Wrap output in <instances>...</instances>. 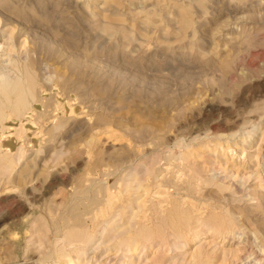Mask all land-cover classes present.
<instances>
[{"label": "rangeland", "instance_id": "374dc122", "mask_svg": "<svg viewBox=\"0 0 264 264\" xmlns=\"http://www.w3.org/2000/svg\"><path fill=\"white\" fill-rule=\"evenodd\" d=\"M0 264H264V0H0Z\"/></svg>", "mask_w": 264, "mask_h": 264}, {"label": "bare ground", "instance_id": "6f19581e", "mask_svg": "<svg viewBox=\"0 0 264 264\" xmlns=\"http://www.w3.org/2000/svg\"><path fill=\"white\" fill-rule=\"evenodd\" d=\"M7 81H9V78L8 77H5V78H2L1 79V82H7ZM5 85V84H4ZM4 87H7V86H4ZM23 88V87H22ZM4 89V88H3ZM18 89H20V88H18ZM26 91V90H25ZM28 92V91H27Z\"/></svg>", "mask_w": 264, "mask_h": 264}]
</instances>
